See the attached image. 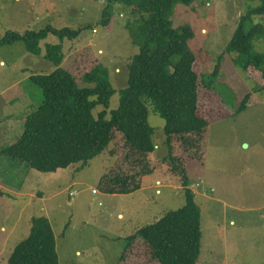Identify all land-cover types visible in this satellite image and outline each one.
I'll return each mask as SVG.
<instances>
[{
	"label": "rangeland",
	"instance_id": "obj_1",
	"mask_svg": "<svg viewBox=\"0 0 264 264\" xmlns=\"http://www.w3.org/2000/svg\"><path fill=\"white\" fill-rule=\"evenodd\" d=\"M106 3L0 0V39L9 31L90 26L73 41L48 36L39 43L41 55L23 42L0 48V264H8L37 217L51 224L60 264H158L142 241L125 252L127 238L185 204L183 187L166 167L145 177L132 194L103 193L101 177L117 160L109 150L82 171L76 172L75 165L52 173L29 169L1 153L23 133L26 117L42 102V91L31 76L62 67L81 87H94L86 82L87 74L102 68L97 82L108 83L117 93L93 115L105 113L109 119L118 108L128 65L139 48L126 29L132 20L128 7L116 4L110 26L99 25ZM258 5L260 0H194L190 6L176 5L171 16L174 27L193 29L189 46L198 73H212L222 56L212 89L199 92V112L209 125L202 159L190 161L188 168L189 188L201 211L198 264H264V90L257 91L264 83L255 70H239L235 54H224L241 17ZM253 21L264 25V16ZM49 48L54 54H48ZM254 50L264 53V39L254 40ZM247 94V109L236 114ZM148 122L154 143L161 147L155 157H161L165 121L150 109Z\"/></svg>",
	"mask_w": 264,
	"mask_h": 264
},
{
	"label": "trees",
	"instance_id": "obj_2",
	"mask_svg": "<svg viewBox=\"0 0 264 264\" xmlns=\"http://www.w3.org/2000/svg\"><path fill=\"white\" fill-rule=\"evenodd\" d=\"M193 2L107 0L99 25L110 26L116 4L128 7L132 20L126 29L132 44L139 48L128 65L127 86L119 91L118 108L111 111L109 119L105 113L93 115L97 106L107 107L117 93L108 83L97 82L95 76L104 71L102 68L98 74H87L86 82L95 83L94 87H81L62 67L47 75L31 76L42 91V102L26 117L18 139L1 150L11 160L44 173L75 165L76 172L82 171L109 150L117 160L101 177L100 189L110 195L132 194L141 189L145 177L166 167L184 189V206L137 230L127 238L125 248L129 251L136 241H142L148 246L151 260L158 264H198L201 250V211L189 188L188 168L190 161L202 159L209 125L199 112V92L212 89L220 75L222 56L212 73L196 71L197 58L189 46L193 29L189 25L174 27L171 21L176 5L190 6ZM256 16H264V0L241 17L224 54H235V66L243 72L255 70L264 83V53L254 50V40L264 39V25L254 23ZM89 27L9 31L0 39V48L23 42L28 50L41 55L39 43L48 36L73 41ZM51 49L48 54H54ZM262 90L264 86L257 89ZM250 96L244 97L236 114L247 109ZM150 109L165 121L161 144L165 152L161 157H155L161 147L153 141ZM8 264H60L55 235L46 217L32 220L29 237L14 248Z\"/></svg>",
	"mask_w": 264,
	"mask_h": 264
},
{
	"label": "built area",
	"instance_id": "obj_3",
	"mask_svg": "<svg viewBox=\"0 0 264 264\" xmlns=\"http://www.w3.org/2000/svg\"><path fill=\"white\" fill-rule=\"evenodd\" d=\"M74 194H75L74 192L71 193L72 196H73Z\"/></svg>",
	"mask_w": 264,
	"mask_h": 264
},
{
	"label": "crops",
	"instance_id": "obj_4",
	"mask_svg": "<svg viewBox=\"0 0 264 264\" xmlns=\"http://www.w3.org/2000/svg\"><path fill=\"white\" fill-rule=\"evenodd\" d=\"M157 184H158V182H157Z\"/></svg>",
	"mask_w": 264,
	"mask_h": 264
},
{
	"label": "water",
	"instance_id": "obj_5",
	"mask_svg": "<svg viewBox=\"0 0 264 264\" xmlns=\"http://www.w3.org/2000/svg\"><path fill=\"white\" fill-rule=\"evenodd\" d=\"M245 147H247V146H245Z\"/></svg>",
	"mask_w": 264,
	"mask_h": 264
}]
</instances>
